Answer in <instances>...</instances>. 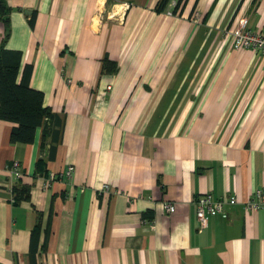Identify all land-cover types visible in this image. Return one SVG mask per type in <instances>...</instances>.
Masks as SVG:
<instances>
[{
    "label": "crops",
    "instance_id": "obj_1",
    "mask_svg": "<svg viewBox=\"0 0 264 264\" xmlns=\"http://www.w3.org/2000/svg\"><path fill=\"white\" fill-rule=\"evenodd\" d=\"M172 1L0 0V49L61 122L14 143L0 118V264H264L243 204L264 191V54L230 32H264V0ZM208 192L239 202L202 228Z\"/></svg>",
    "mask_w": 264,
    "mask_h": 264
},
{
    "label": "trees",
    "instance_id": "obj_2",
    "mask_svg": "<svg viewBox=\"0 0 264 264\" xmlns=\"http://www.w3.org/2000/svg\"><path fill=\"white\" fill-rule=\"evenodd\" d=\"M169 2L170 0H160L158 8L166 9ZM3 5L1 11L5 10ZM22 59L19 51L5 46L0 49V118L16 123L11 133V140L14 143L33 142L41 127L44 129V139L51 134L52 141L57 142L60 139V129H52V124L55 121L60 125L61 122L54 120V113L45 105L44 92L30 85L32 66L26 65L22 69ZM55 150L56 146L52 144L50 158H54ZM41 234V224H38L31 234L33 253L37 251Z\"/></svg>",
    "mask_w": 264,
    "mask_h": 264
},
{
    "label": "built area",
    "instance_id": "obj_3",
    "mask_svg": "<svg viewBox=\"0 0 264 264\" xmlns=\"http://www.w3.org/2000/svg\"><path fill=\"white\" fill-rule=\"evenodd\" d=\"M178 0L171 2L172 7H180ZM169 13H173L172 10ZM199 18V13L195 12V19ZM249 18L244 17L240 20L237 27L233 28L231 32L232 46L240 51L255 48L262 54H264V32L253 31L249 27ZM13 171L17 176L21 175V165L15 161L12 165ZM73 167L70 166L67 170V174L71 175ZM56 175H51L49 180H54ZM238 197L235 195H228L222 197H216L212 192H208L199 195L196 199L197 203V216L200 221V226L205 228L208 226V215L211 213H227V206L238 203ZM245 209L248 211H255L260 208H264V191L257 190L246 201H244ZM163 207L166 212L172 213L176 210V206L172 202L165 201Z\"/></svg>",
    "mask_w": 264,
    "mask_h": 264
}]
</instances>
